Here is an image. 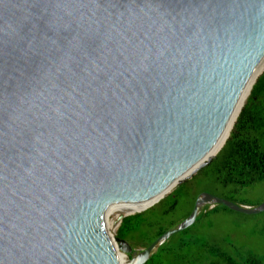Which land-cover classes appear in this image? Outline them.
I'll list each match as a JSON object with an SVG mask.
<instances>
[{"label": "water", "instance_id": "1", "mask_svg": "<svg viewBox=\"0 0 264 264\" xmlns=\"http://www.w3.org/2000/svg\"><path fill=\"white\" fill-rule=\"evenodd\" d=\"M263 57L264 0H0V264H145L205 207L263 213L105 230L214 158Z\"/></svg>", "mask_w": 264, "mask_h": 264}, {"label": "trees", "instance_id": "2", "mask_svg": "<svg viewBox=\"0 0 264 264\" xmlns=\"http://www.w3.org/2000/svg\"><path fill=\"white\" fill-rule=\"evenodd\" d=\"M249 94L214 158L145 211L124 217L116 231L119 239L133 249L147 247L190 214L201 192L247 205L244 200L236 202L235 198L256 183L264 184V72ZM218 210L232 212L224 206L205 207L196 222ZM260 215L264 218V212ZM192 226L173 235L145 264H264V257L241 253L230 245L224 248L206 239H196L190 234Z\"/></svg>", "mask_w": 264, "mask_h": 264}, {"label": "rangeland", "instance_id": "3", "mask_svg": "<svg viewBox=\"0 0 264 264\" xmlns=\"http://www.w3.org/2000/svg\"><path fill=\"white\" fill-rule=\"evenodd\" d=\"M263 197L264 184L256 183L244 189L235 201L244 200L248 206L254 207L262 203ZM117 228L118 226L112 232L113 235L116 234ZM190 234L196 239H206L224 248L230 245L241 253L249 252L264 257V218L260 214L244 215L225 210L210 212L194 223Z\"/></svg>", "mask_w": 264, "mask_h": 264}, {"label": "bare ground", "instance_id": "4", "mask_svg": "<svg viewBox=\"0 0 264 264\" xmlns=\"http://www.w3.org/2000/svg\"><path fill=\"white\" fill-rule=\"evenodd\" d=\"M264 72V57L261 60L260 64L258 65L253 77L251 78V80L249 81V84L239 102L238 108L236 110L235 113V117L237 115H239L241 108L243 107V105L246 102V98H248L249 93L251 91L252 86L255 84L256 79ZM228 134V130L225 134H223V136L221 137V139L219 140V142L217 143V145L215 146V148L213 149V151L211 152L210 155H214L216 154L219 149L222 147L226 137ZM174 189V185H172L171 187H169L165 192H163L161 195L149 200L147 203H145L144 205H142L139 208L133 209V210H123V209H114L111 211L107 212V215L105 217V230L107 232V234L112 235V232L116 229L117 227V222L116 219L118 216L120 215H129V214H134V212L139 213L137 211L142 210L143 208L146 207H151L152 205H154L157 201H160L162 198H164L166 195H168L172 190ZM170 191V192H169ZM169 192V193H168ZM146 209H144L143 211H145ZM116 260H118L119 262H121L122 264H124L127 261V258L122 255V254H117L116 255Z\"/></svg>", "mask_w": 264, "mask_h": 264}]
</instances>
